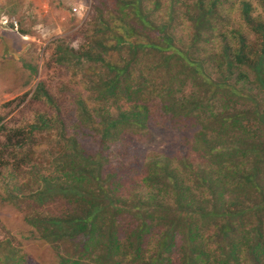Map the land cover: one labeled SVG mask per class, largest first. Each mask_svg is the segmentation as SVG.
<instances>
[{"label": "trees", "instance_id": "obj_1", "mask_svg": "<svg viewBox=\"0 0 264 264\" xmlns=\"http://www.w3.org/2000/svg\"><path fill=\"white\" fill-rule=\"evenodd\" d=\"M167 1L170 11L157 21L145 14L143 0H113L114 8L105 12L96 7L79 48L58 41L51 56L79 75L76 85L85 96L76 95L73 116H63L39 82L30 99L50 113L35 114L24 127L0 124V183L9 189L0 200L31 208L22 217L31 231L17 233L21 240L35 236L77 253L60 249L54 253L56 264H170L171 259L177 264H264V141L254 140L249 126L240 123L243 112L229 113L224 104L212 112L217 93L226 101L244 98L236 88L246 80L243 67L252 70L264 94V0L257 1L260 20L239 1L241 21L257 36L255 48L235 30L232 44L225 41L215 14L223 0H193L190 6ZM179 3L183 11L177 20L188 24L182 49L171 34ZM148 32L149 38L141 37ZM213 42L214 48L202 49V57L191 56L198 43ZM113 52L120 61H114ZM152 72L165 78L159 90L145 74ZM186 83L195 90L176 96L180 89L174 85ZM157 92L158 111L171 126L198 127L186 139V153L199 154L204 165L194 166L187 157L146 155L138 173L125 178L108 161L125 156V150L138 158L137 141L133 150L130 141L149 133L155 109L149 98ZM260 119L264 123V116ZM40 136L51 142L43 152L33 144ZM85 141L94 146L93 154ZM24 173L27 186L22 188L17 176L24 179ZM56 201L66 204L59 215L43 211ZM0 252L11 254L8 244L0 245ZM14 252L11 264H23L26 254Z\"/></svg>", "mask_w": 264, "mask_h": 264}, {"label": "rangeland", "instance_id": "obj_2", "mask_svg": "<svg viewBox=\"0 0 264 264\" xmlns=\"http://www.w3.org/2000/svg\"><path fill=\"white\" fill-rule=\"evenodd\" d=\"M180 1L186 6H190L193 0ZM239 1L241 0H223L220 1L222 3L216 4L215 14L219 17L218 22L223 24L218 26V29L224 34L227 43L232 44L233 35L230 32L235 30L241 33L247 45L255 48L257 36L241 21ZM242 1L249 4L252 18L263 19V14L257 4L258 0ZM112 5L113 0H0V124L7 128L24 127L33 121L35 114L50 113L41 104L30 99L34 86L39 82L43 83L45 89L58 102L61 112H63L62 115L73 116V100L77 94L84 98L85 92L79 85H76L79 75L53 62L52 53L58 41L73 49L79 48L86 37L87 30L92 27L91 15L94 13V9L97 7L98 10L105 12L106 8L113 9ZM142 6L145 14L152 21L164 19L170 11L167 0H143ZM176 6L177 11L174 14L175 21L173 22L175 26L172 28L171 34L175 45L182 49L186 46L188 24L178 22L177 18H182L180 12L183 10H181V3ZM114 12L118 13L116 8ZM150 35L148 32L142 34L141 37L149 38ZM214 38L216 41L217 37ZM214 47V42L209 45L198 43L191 49L190 54L202 57L204 54L202 49L205 51ZM120 56L118 52L111 53L114 61H120ZM29 66L34 69V73L30 72ZM204 70L208 71L209 69L205 67ZM243 72L246 74V80L243 83H236V88L244 98L230 97L226 101L222 94L217 93L214 97L212 112L222 110L221 107L219 108L220 104H224L225 110L229 113L243 112L246 117L240 123L249 126L254 140L264 141V123L260 119V116H264L262 115L264 94L257 86L252 70L243 67ZM145 74L150 76L154 85H159V90L165 81V78L161 77L162 74L158 75L155 72ZM174 87L180 89V93L176 96L187 95L195 90L189 83L183 88L176 85ZM160 93L157 92L154 96H150L152 99L149 98V102L155 106V109L151 111L148 123L149 133L145 138L135 135L130 141L132 150L133 143L137 141L135 156L138 158H132V153L125 150V156H118V159L108 161V166L111 163L114 166L111 168H116L114 169L116 174L123 171L125 178L131 179V175L138 173L142 159L146 155H172L175 160L187 157L194 166L202 167L204 165L199 154L186 153V139L190 138L198 127L181 130L171 126L169 118L162 116L158 111L161 107L157 101ZM155 101L157 105H155ZM42 137H36L33 140V144L38 145L37 152H43L46 145H51L47 139L42 141ZM222 140L226 141L225 137ZM2 143L3 139L0 137V145ZM84 143L87 147L86 150L93 154L94 146L86 141ZM126 147H128L127 144ZM200 155L205 158L204 154ZM2 173L4 171L0 168V174ZM27 177V173H24L25 180L22 175L17 176V181L22 184V188L27 186V182H25ZM8 190L4 183H0L1 198ZM65 208V203L56 201L45 205L43 211L59 215ZM29 212H31L29 206H21L19 209L0 200V245L8 244L11 251V254L0 252V264H11L16 256L15 250L26 254L23 264H56L54 253L59 252L62 248L70 254H77L72 252L73 248L63 246L56 249L52 245L40 242L35 236L28 241L21 240L17 233L27 235L30 230L22 221V217ZM60 253L63 254V252ZM170 264H177V261L171 259Z\"/></svg>", "mask_w": 264, "mask_h": 264}]
</instances>
